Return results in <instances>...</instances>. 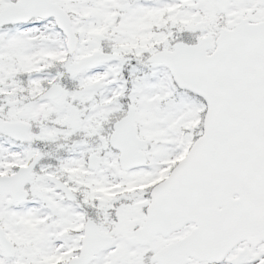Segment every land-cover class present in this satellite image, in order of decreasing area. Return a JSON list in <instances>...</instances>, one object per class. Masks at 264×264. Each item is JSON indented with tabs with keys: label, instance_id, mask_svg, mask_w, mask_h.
<instances>
[{
	"label": "snow or ice",
	"instance_id": "snow-or-ice-1",
	"mask_svg": "<svg viewBox=\"0 0 264 264\" xmlns=\"http://www.w3.org/2000/svg\"><path fill=\"white\" fill-rule=\"evenodd\" d=\"M0 264H264V0H0Z\"/></svg>",
	"mask_w": 264,
	"mask_h": 264
}]
</instances>
